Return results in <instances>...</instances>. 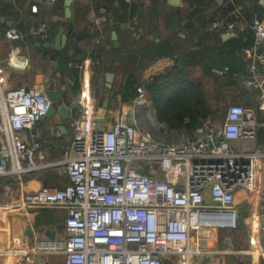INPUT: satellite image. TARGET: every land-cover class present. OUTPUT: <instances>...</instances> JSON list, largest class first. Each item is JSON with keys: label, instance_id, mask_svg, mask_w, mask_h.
Here are the masks:
<instances>
[{"label": "crops", "instance_id": "0c3cea01", "mask_svg": "<svg viewBox=\"0 0 264 264\" xmlns=\"http://www.w3.org/2000/svg\"><path fill=\"white\" fill-rule=\"evenodd\" d=\"M35 6L37 11H33ZM178 8L181 17L170 22V14ZM255 18H264V0H183L180 6L169 0H75L70 18L65 16L64 0L55 5L45 0H0L1 90L43 91L54 83L62 92L54 116L19 133L28 144L39 143L37 153L44 156L39 160L43 165L0 178V264H64L61 255H28L20 260L8 251L27 249L39 238L62 236L65 209L20 210L8 204L42 187L63 188L69 183L57 161L70 150L73 119L84 112L95 116L97 129L111 128L123 113L130 112L139 127L166 138L188 131L177 126L180 110L173 99L187 85L198 84L210 107L200 117L199 127L222 122L226 110L218 119L219 108L235 103L253 106L258 121L255 138L233 144L264 150V112L257 103L258 90L245 83L251 63L264 73V55L258 54L264 46H256L252 29ZM215 19L233 21L234 30L213 32L209 23ZM41 23L48 25V38L36 32ZM12 27L18 39L6 36ZM61 28L67 40L57 49L53 44ZM113 30L118 47L113 44ZM107 73L114 76L110 89ZM127 77L132 82L128 91L124 87ZM139 86L147 92L145 109L134 103ZM62 104L68 113L59 110ZM5 122L6 111L0 107V125ZM8 136V129L0 127V142ZM235 204L238 226L212 232L208 250L196 255L191 264H264V159L258 164L257 187L238 188Z\"/></svg>", "mask_w": 264, "mask_h": 264}, {"label": "built area", "instance_id": "2783aa9c", "mask_svg": "<svg viewBox=\"0 0 264 264\" xmlns=\"http://www.w3.org/2000/svg\"><path fill=\"white\" fill-rule=\"evenodd\" d=\"M45 1L55 5L60 0ZM212 27L230 33L235 24L217 20ZM252 29L256 46H264V18H255ZM36 32L48 38V25L41 23ZM6 36L20 37L13 27ZM249 71L246 86L258 90L257 103L264 112V73L255 62ZM146 95L145 87L139 86L135 105L145 109ZM50 106L42 91L0 88V107L6 111L0 127L9 131L8 139L0 142V178L43 165L39 143L28 144L19 133L33 129ZM95 120L86 112L73 119L70 150L57 161L68 184L42 187L8 204L20 210L65 209L64 234L39 238L27 249H11L8 254L20 260L28 255H61L64 264H165L167 260L191 264L202 254L194 246L197 228L216 232L238 226L235 192L257 187L264 150L236 148L233 143L255 138V107L231 104L217 125L204 124L166 138L139 127L130 112L107 129H97Z\"/></svg>", "mask_w": 264, "mask_h": 264}, {"label": "water", "instance_id": "95a60500", "mask_svg": "<svg viewBox=\"0 0 264 264\" xmlns=\"http://www.w3.org/2000/svg\"><path fill=\"white\" fill-rule=\"evenodd\" d=\"M75 0H64V6H65V16L67 18H70L72 16V4ZM169 2L173 5H182L183 0H169ZM8 26H11L10 23H7ZM226 36H230V34H227ZM112 39L114 41V47H118V36L115 30L112 32ZM67 36L64 33V29L61 28L56 35L55 42H54V47L57 49H60L61 45H64L66 43ZM52 43H49L51 45ZM259 55H264V49L261 47L258 51ZM113 74L112 73H107L106 74V86L108 89L111 88V82L113 81ZM60 85L56 86L54 83L51 85L47 86L45 90L42 91V94L47 95L48 98L51 101V106L46 113L45 116L41 117L40 119H45V118H50L54 116L57 113V104L61 102L62 100V92L60 91ZM29 89V88H26ZM108 103H106L105 107H107ZM59 110L62 113H68L69 110L67 109L65 104H62L59 108ZM104 110V109H103ZM213 232V228L211 227H199L197 228V233L194 239V246L197 250H199L201 253H205L208 250L209 244H210V239H211V234Z\"/></svg>", "mask_w": 264, "mask_h": 264}, {"label": "trees", "instance_id": "16d2710c", "mask_svg": "<svg viewBox=\"0 0 264 264\" xmlns=\"http://www.w3.org/2000/svg\"><path fill=\"white\" fill-rule=\"evenodd\" d=\"M229 10L232 8L229 7ZM181 17V9H177L170 14V22H175L177 19ZM169 22V19H167ZM219 20L215 19L212 20L209 25L213 24L214 21ZM234 23L233 21H225V24ZM235 24V23H234ZM210 26V28H211ZM209 28V27H207ZM213 32L221 34L222 30L212 28ZM159 78L156 80V82ZM155 82V84H156ZM132 86V82L130 77L126 79L125 90H130ZM157 91V90H156ZM180 95L173 99L174 102L178 103V120L177 123L178 127H182L188 129V132H193L196 128L200 125V117H205L207 113H209L210 107L205 102V92L198 84H192L191 86L187 85L180 93ZM132 96V94H130ZM161 94H158V99L160 98ZM135 98V97H134ZM189 118V122H185V119Z\"/></svg>", "mask_w": 264, "mask_h": 264}, {"label": "rangeland", "instance_id": "374dc122", "mask_svg": "<svg viewBox=\"0 0 264 264\" xmlns=\"http://www.w3.org/2000/svg\"><path fill=\"white\" fill-rule=\"evenodd\" d=\"M227 108L228 107H223V108H219V109L216 110V112L218 114V115L216 114L218 116V119L221 117L220 115H222L225 112V110H227Z\"/></svg>", "mask_w": 264, "mask_h": 264}]
</instances>
